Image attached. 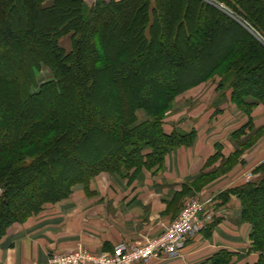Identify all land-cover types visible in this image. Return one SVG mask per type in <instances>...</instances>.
<instances>
[{
	"label": "trees",
	"instance_id": "trees-1",
	"mask_svg": "<svg viewBox=\"0 0 264 264\" xmlns=\"http://www.w3.org/2000/svg\"><path fill=\"white\" fill-rule=\"evenodd\" d=\"M221 1L264 37V0ZM85 2L0 0V240L77 183L161 165L188 135L166 134L163 113L214 76L238 107L264 106V42L214 5L102 0L88 13ZM42 65L52 79L40 84ZM140 109L155 119L138 122ZM256 171L234 192L264 264V164Z\"/></svg>",
	"mask_w": 264,
	"mask_h": 264
},
{
	"label": "crops",
	"instance_id": "crops-1",
	"mask_svg": "<svg viewBox=\"0 0 264 264\" xmlns=\"http://www.w3.org/2000/svg\"><path fill=\"white\" fill-rule=\"evenodd\" d=\"M219 82L202 84L178 98L175 114L164 124L168 134L194 130L193 147L171 151L157 175L146 169L134 179L103 173L88 186H75L69 198L47 204L25 223L9 228L0 241V264H45L52 255L78 248L111 253L116 245H139L144 237L161 235L188 196L206 204L211 223L175 257L141 264H256L252 225L241 221V201L234 191L249 182L246 173L257 174L262 165L264 106L258 104L246 116L231 100L232 89H218ZM179 112L189 117L181 121ZM253 129L263 133L252 145H244L243 137ZM216 154L219 160L213 162ZM230 159L233 168L219 175Z\"/></svg>",
	"mask_w": 264,
	"mask_h": 264
},
{
	"label": "rangeland",
	"instance_id": "rangeland-1",
	"mask_svg": "<svg viewBox=\"0 0 264 264\" xmlns=\"http://www.w3.org/2000/svg\"><path fill=\"white\" fill-rule=\"evenodd\" d=\"M86 2V7H87V10H88V13H89V11L95 6V4L97 3V1H102V0H85ZM105 1H111V0H105ZM202 1H204V2H206V3H209V4H212V5H214L216 8H218V9H220L221 11H223V12H225L228 16H230V17H233V18H235V19H237V21H239V23L242 25V26H244L246 29H248L255 37H257L260 41H262V42H264V37L260 34V33H258L257 31H256V29L253 27V25L250 23V22H248V21H245V20H242V19H240L239 17H238V15L231 9V7L230 6H228L227 5V3L226 2H224V1H221V0H202ZM156 2V1H155ZM154 2V3H155ZM59 43H60V45L64 48V49H66L67 51H70L71 49H72V41H71V39H70V37H65V38H63V39H61L60 41H59ZM37 79H38V82L40 83V84H42V83H45V82H47V81H49L50 79H52V72H51V70L49 69V68H47V67H45V66H43L42 65V68L40 69V71L38 72V76H37ZM216 79H220V77L219 76H214L213 78H211L210 80H208V81H206V82H204V83H202V84H207V83H211V82H214L215 83V81H216ZM221 80V79H220ZM202 84H200V85H202ZM199 85V86H200ZM197 87V86H196ZM196 87H193V88H196ZM193 88H191V89H193ZM78 89H79V87H78ZM191 89H189V90H191ZM189 90H187V91H185V92H183L182 94H180V95H178V96H176L175 97V99L173 100V102L171 103V105H170V107L163 113V116H162V119H161V122H162V126H163V129H164V124H165V122L167 121V120H169V118L170 117H172L174 114H175V102L177 101V99L178 98H180L182 95H184L186 92H188ZM7 96L9 97V98H11V96H12V94L10 93V92H8L7 93ZM11 100H12V98H11ZM16 100V99H15ZM235 104V103H234ZM78 106H79V104H78ZM82 107H84V106H82ZM90 108V105L89 104H87L86 105V107H84V110H88ZM240 109H243V113L246 115V116H249V113H250V111H249V109H248V107L247 108H240ZM137 114V119H138V122H143V121H147V120H154L155 118H152L151 116H149V114L145 111V110H143V109H140L138 112H136ZM178 119H180L181 121H185L188 117H189V115H188V113H185V112H179L178 113ZM0 117H1V112H0ZM88 119H90V121H94V122H97V123H99L98 122V119H100V118H97V117H95L94 115H89L88 114ZM102 119H104V120H109V117H107V115L105 116V115H103L102 116ZM165 131V130H164ZM166 133V132H165ZM172 133H185V134H188L183 140L181 139L180 141H182L181 143H179V145L178 146H176V147H174L171 151H173V150H176V149H178V148H185V149H188V148H191V147H193L194 146V144L196 143V140H197V133L193 130V131H191L190 133H187V132H184V131H179V130H175V131H173ZM171 133V134H172ZM252 134L251 135H249V136H244L243 137V142H244V145H245V142L247 143V144H249V145H252L253 144V142H255V140H258L259 139V137H260V135L263 133V131H255L254 129L252 130V132H251ZM166 134H168V133H166ZM242 136V135H241ZM251 137V138H250ZM179 141V142H180ZM178 142V141H177ZM255 145V144H254ZM171 151H169L167 154H166V156L171 152ZM217 151L219 152V151H221V149L220 148H217ZM218 154H216L215 156H214V160H213V162H217L219 159V156H217ZM166 156H165V159H166ZM165 159H164V161H163V163L161 164V165H156V166H152V167H150V168H142L141 170H143V169H146L147 171H149V172H151L153 175H157L158 173H160V172H162L163 170H164V167H165ZM213 162H211L210 163V165H212L213 164ZM233 165H234V161L232 160V159H230V161L229 160H227V161H225V164H224V166L222 167V169L220 168L219 169V175H221L223 172H226V171H228L229 169H231V168H233ZM141 170H138V171H136V170H132L131 172H127V171H124V170H121V172H118V171H116V172H102V173H100V174H98L97 176H99V175H101V174H103V173H106V174H111V175H119V176H121V177H132V179H134L135 178V176H136V174H138ZM218 171V170H217ZM216 171V172H217ZM217 174V173H216ZM216 174H215V176H216ZM255 173H253V175L251 174V173H246L245 174V179L247 180V181H249L248 183H250V182H254V181H258L260 178H261V174L259 173V172H257V174H255ZM97 176H95L93 179H95ZM212 177H214V176H211V177H209L208 179H207V181L208 180H210V178H212ZM92 179V180H93ZM90 183V182H89ZM89 183H77L76 185H74L73 187H72V189H71V194H72V192H73V188L75 187V186H77V185H85V186H88L89 185ZM71 194L67 197V198H69L70 196H71ZM236 194V193H235ZM66 198V199H67ZM63 200H65V199H63ZM195 201H197V202H199V203H203L199 198H196V197H191V196H188V197H186V199H185V202H184V204H183V206H182V208H181V210H180V213H179V215H178V217L173 221V222H171L170 224H168V225H163V232H162V234L161 235H163L169 228H170V226L176 221V220H178L179 219V217H180V215H181V213L184 211V209H186V207H187V205H190L191 203H193V202H195ZM210 218H208V216H206V217H204V219H203V225H202V228L204 227V225H209L208 223L210 222V220H209ZM208 220H209V222H208ZM25 223V222H24ZM211 223V222H210ZM16 224V223H15ZM201 228V229H202ZM200 229V230H201ZM9 230V229H8ZM8 232V231H7ZM199 233V232H198ZM161 235H159L158 237H156V238H147V237H144L143 239H141V241H139V243L140 244H146V243H151L152 241H154L155 239H157V238H159ZM195 236V235H194ZM1 241V240H0ZM185 245H186V243L184 244V246H183V248L181 249V251L185 248ZM251 246H252V242H251ZM79 249H81V248H78V249H76V250H79ZM73 251H75V250H73ZM73 251H70V252H73ZM89 251V250H88ZM181 251L178 253V254H180L181 253ZM253 251V250H252ZM255 252V251H254ZM69 253V252H68ZM103 253V252H102ZM257 253V252H256ZM94 254H100V253H94ZM177 254V255H178ZM176 256V255H175ZM175 256H173V257H175ZM51 257V256H50ZM166 258H170V257H166ZM163 259V258H162ZM157 260V259H156ZM151 261V260H150ZM148 262V261H147ZM147 262H141V263H147ZM141 263H136V264H141ZM46 264V263H45Z\"/></svg>",
	"mask_w": 264,
	"mask_h": 264
},
{
	"label": "built area",
	"instance_id": "built-area-1",
	"mask_svg": "<svg viewBox=\"0 0 264 264\" xmlns=\"http://www.w3.org/2000/svg\"><path fill=\"white\" fill-rule=\"evenodd\" d=\"M206 216L209 218L206 204L195 201L187 205L179 219L151 243L116 245L111 253L100 254L79 249L61 255H52L46 264H136L172 257L181 251L188 239L200 231Z\"/></svg>",
	"mask_w": 264,
	"mask_h": 264
}]
</instances>
